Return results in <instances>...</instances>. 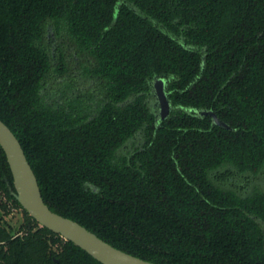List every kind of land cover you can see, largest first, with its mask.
Returning <instances> with one entry per match:
<instances>
[{"label": "trees", "instance_id": "16d2710c", "mask_svg": "<svg viewBox=\"0 0 264 264\" xmlns=\"http://www.w3.org/2000/svg\"><path fill=\"white\" fill-rule=\"evenodd\" d=\"M72 51L90 87L52 95ZM156 77L171 104L160 122ZM0 119L48 207L113 246L159 264H264V190L232 186L264 171V0H0ZM10 186L0 147V264H102Z\"/></svg>", "mask_w": 264, "mask_h": 264}, {"label": "water", "instance_id": "95a60500", "mask_svg": "<svg viewBox=\"0 0 264 264\" xmlns=\"http://www.w3.org/2000/svg\"><path fill=\"white\" fill-rule=\"evenodd\" d=\"M166 83L165 77H156L151 82L158 107L155 112L157 122L165 119L171 110ZM197 112L201 115H210L214 124L229 127L212 110L201 109ZM0 147L12 177L11 194L40 225L70 240L102 264H159L121 250L79 222L51 210L41 196L36 176L17 137L1 119Z\"/></svg>", "mask_w": 264, "mask_h": 264}, {"label": "rangeland", "instance_id": "374dc122", "mask_svg": "<svg viewBox=\"0 0 264 264\" xmlns=\"http://www.w3.org/2000/svg\"><path fill=\"white\" fill-rule=\"evenodd\" d=\"M51 34L54 36V33ZM49 32H46V40L49 41L50 47H53L54 42L51 43L52 40H50ZM66 40V38H65ZM52 69L54 66H56V59L54 55L52 56ZM69 64L73 65L76 64L73 68H71L70 72L71 75L67 76L68 74H58L55 71H52L53 73V84H52V90L51 94L59 95L60 93H64L67 95H71L73 92V85L79 87V88H89L90 87V82L88 78L86 79L83 75V68L80 66L79 58L75 55V52L72 51L70 57L68 58ZM153 92V91H152ZM148 103L153 107L154 111H157V104L155 103V95L154 93L152 95H149L147 98ZM140 139L139 137H136L133 142L129 141L126 143V146L123 148V150H129L132 148L133 145H137L139 143ZM233 185L232 186H242L244 190H248L251 188V185L253 183L257 184V186L264 190V171L260 172L256 176L248 177V178H238L234 177L232 179ZM11 207L9 203V208ZM4 218L13 226V229L16 228V226L19 224V222L23 218V213L22 210L18 207H11L9 209V212L5 214Z\"/></svg>", "mask_w": 264, "mask_h": 264}, {"label": "flooded vegetation", "instance_id": "af4514ba", "mask_svg": "<svg viewBox=\"0 0 264 264\" xmlns=\"http://www.w3.org/2000/svg\"><path fill=\"white\" fill-rule=\"evenodd\" d=\"M50 35H51L50 38H51V40H52L51 43H53V38H54V36H53L52 34H50ZM52 48H53V47H52Z\"/></svg>", "mask_w": 264, "mask_h": 264}]
</instances>
